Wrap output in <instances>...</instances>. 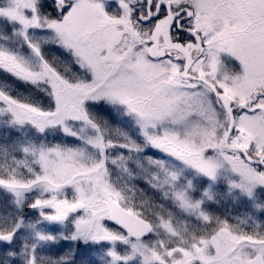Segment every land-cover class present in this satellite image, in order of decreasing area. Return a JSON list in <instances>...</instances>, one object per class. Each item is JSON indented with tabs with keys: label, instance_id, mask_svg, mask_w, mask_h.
<instances>
[{
	"label": "snow or ice",
	"instance_id": "1",
	"mask_svg": "<svg viewBox=\"0 0 264 264\" xmlns=\"http://www.w3.org/2000/svg\"><path fill=\"white\" fill-rule=\"evenodd\" d=\"M0 264H264V0H0Z\"/></svg>",
	"mask_w": 264,
	"mask_h": 264
},
{
	"label": "rangeland",
	"instance_id": "2",
	"mask_svg": "<svg viewBox=\"0 0 264 264\" xmlns=\"http://www.w3.org/2000/svg\"><path fill=\"white\" fill-rule=\"evenodd\" d=\"M140 186H141V187H144V185H143L142 183L140 184Z\"/></svg>",
	"mask_w": 264,
	"mask_h": 264
}]
</instances>
